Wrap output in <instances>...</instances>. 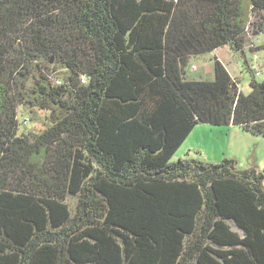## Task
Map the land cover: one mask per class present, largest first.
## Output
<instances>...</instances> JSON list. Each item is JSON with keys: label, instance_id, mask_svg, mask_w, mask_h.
<instances>
[{"label": "trees", "instance_id": "trees-1", "mask_svg": "<svg viewBox=\"0 0 264 264\" xmlns=\"http://www.w3.org/2000/svg\"><path fill=\"white\" fill-rule=\"evenodd\" d=\"M258 39L264 0H0V264H264V167L170 162L198 125L264 139L258 71L184 70Z\"/></svg>", "mask_w": 264, "mask_h": 264}, {"label": "rangeland", "instance_id": "rangeland-1", "mask_svg": "<svg viewBox=\"0 0 264 264\" xmlns=\"http://www.w3.org/2000/svg\"><path fill=\"white\" fill-rule=\"evenodd\" d=\"M262 41L264 40L258 39L256 43L263 45L264 42L262 44ZM252 47L255 48L254 46ZM223 50H225V52H220L219 54L220 57H222L223 62H225V56L229 52L227 51L228 49ZM208 58H211V56L204 54L198 56V58L196 57L195 60H190L187 66L184 67L186 76L191 79L212 81L213 75L208 76L204 74V59ZM245 62L253 67L251 68L250 66L249 70H247ZM191 65H195L197 71H192ZM259 65L260 63L257 54L250 53L246 54L244 57H236V61L234 60L228 66V71L231 73V77L237 80L238 89L242 91L243 94L249 93V83L255 70L259 72V76H257L255 80L257 82H262L264 80V74L260 75ZM48 115L49 113L46 111L30 108L29 106H19L17 109V135L21 136L29 133H40L48 125ZM253 143L262 146L264 145V139L249 135L240 128L232 131L227 129V127L198 125L188 135L182 146L174 153L170 162L175 163L180 159H195L206 163H220L223 158L233 157L239 161V163L237 162L236 164V168L245 171L249 168V160L247 159L248 155L254 151V147L251 146ZM259 150H261V147ZM68 204L71 210H74L75 199L69 198Z\"/></svg>", "mask_w": 264, "mask_h": 264}, {"label": "crops", "instance_id": "crops-1", "mask_svg": "<svg viewBox=\"0 0 264 264\" xmlns=\"http://www.w3.org/2000/svg\"><path fill=\"white\" fill-rule=\"evenodd\" d=\"M264 41H262V44H263ZM259 46H261L260 50L255 52L257 54V58L259 59V71H260V75L261 74H264V44L261 45L259 44ZM223 49H228L227 47H223V48H219L217 49L216 51L212 52L211 54H209L211 56V58H208V59H204V65H205V70H204V74L206 75H213V70H214V59L217 58L224 66L225 68L227 69L228 71V66L235 60L236 61V57H238L239 55H236V54H233L229 49L227 50L229 53H225L226 56H225V62H223L222 60V57H220V52H225V50ZM253 54L252 52L250 51H246L245 52V55L246 54ZM230 54V55H229ZM244 57V56H243ZM198 58V57H197ZM194 60L196 59L193 58ZM192 60V59H191ZM255 62V61H254ZM237 64V63H236ZM246 64V68L247 70H249L250 66L251 68L253 67L252 65H248L247 62H245ZM238 65V64H237ZM191 66H195V65H191ZM255 69V67H254ZM196 71H197V67H196ZM256 71V70H255ZM229 72V71H228ZM231 75V73H229ZM259 76V75H258ZM227 129L229 130H234V129H238L234 126H229L227 127ZM263 139V138H262ZM252 147H254V151L252 153H250L248 155V160H249V168L248 169H255V170H261V168L264 166V145L262 146H258L257 144L253 143L251 145ZM261 147V150H259V148ZM232 159H235L233 157H231ZM236 160V159H235ZM236 162L239 163V161L236 160ZM255 167V168H253Z\"/></svg>", "mask_w": 264, "mask_h": 264}, {"label": "built area", "instance_id": "built-area-1", "mask_svg": "<svg viewBox=\"0 0 264 264\" xmlns=\"http://www.w3.org/2000/svg\"><path fill=\"white\" fill-rule=\"evenodd\" d=\"M191 70L192 71L196 70V66H191ZM256 76H258V74H256Z\"/></svg>", "mask_w": 264, "mask_h": 264}]
</instances>
